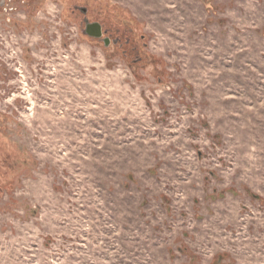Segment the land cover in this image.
I'll return each instance as SVG.
<instances>
[{
  "label": "rangeland",
  "instance_id": "1",
  "mask_svg": "<svg viewBox=\"0 0 264 264\" xmlns=\"http://www.w3.org/2000/svg\"><path fill=\"white\" fill-rule=\"evenodd\" d=\"M0 264H264V0H0Z\"/></svg>",
  "mask_w": 264,
  "mask_h": 264
},
{
  "label": "water",
  "instance_id": "2",
  "mask_svg": "<svg viewBox=\"0 0 264 264\" xmlns=\"http://www.w3.org/2000/svg\"><path fill=\"white\" fill-rule=\"evenodd\" d=\"M85 29H86L88 34H91L93 37H95L97 39H101L102 31H100V27H99L98 24H96V23H94V24H86ZM89 29H91L92 32H90ZM102 41H103V43L105 45L108 43L107 39H103Z\"/></svg>",
  "mask_w": 264,
  "mask_h": 264
}]
</instances>
